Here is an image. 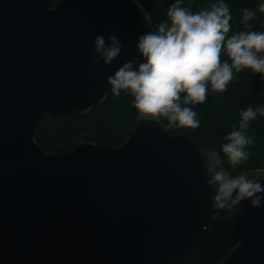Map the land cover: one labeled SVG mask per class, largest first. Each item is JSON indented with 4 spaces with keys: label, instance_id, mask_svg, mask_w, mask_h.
<instances>
[{
    "label": "water",
    "instance_id": "water-1",
    "mask_svg": "<svg viewBox=\"0 0 264 264\" xmlns=\"http://www.w3.org/2000/svg\"><path fill=\"white\" fill-rule=\"evenodd\" d=\"M50 2L0 0V264H264V205L214 206L216 150L137 112L119 147L49 154L35 142L44 114L102 103L153 30L137 0ZM112 33L120 54L93 63L95 36ZM241 172L264 183L263 169Z\"/></svg>",
    "mask_w": 264,
    "mask_h": 264
},
{
    "label": "clouds",
    "instance_id": "clouds-1",
    "mask_svg": "<svg viewBox=\"0 0 264 264\" xmlns=\"http://www.w3.org/2000/svg\"><path fill=\"white\" fill-rule=\"evenodd\" d=\"M137 3L140 6V0ZM181 3L182 0H173L167 8V19L138 36L136 48L142 62L134 67L136 60H127L107 77L113 95L120 96L127 90L134 98L133 106L139 117L157 122L166 118L165 130L198 128L200 121L193 106L205 102L209 87L217 92L226 90L234 73L249 68L260 73L264 80V31L252 30L248 24L254 12L245 9L242 16V23L249 30L229 36L232 14L226 0H218L199 11H191ZM259 9L264 12V0ZM94 44L93 63L102 58L105 65L115 60L123 47L114 33L107 43L103 34L96 35ZM222 49L228 59L221 60ZM181 93L185 95L181 97ZM239 116V126L227 133V142L221 145L231 166L248 160L246 146L252 144V138L246 129L257 116L264 117V107L249 106L241 109ZM206 171L208 183L215 185L216 208L233 212L246 199L254 208L264 205V183L259 178L249 177L246 172L231 175L211 162L207 163Z\"/></svg>",
    "mask_w": 264,
    "mask_h": 264
},
{
    "label": "trees",
    "instance_id": "trees-1",
    "mask_svg": "<svg viewBox=\"0 0 264 264\" xmlns=\"http://www.w3.org/2000/svg\"><path fill=\"white\" fill-rule=\"evenodd\" d=\"M61 0H51V7H55ZM146 8L153 27L167 19V8L173 0H140ZM218 0H182L181 6L191 11H199L208 8ZM262 0H226L232 19L229 23L232 28L227 35L240 30H249L242 23L245 9L255 13L248 21L252 30L264 31V12L259 5ZM221 60L228 59L226 53L221 50ZM230 62V61H229ZM181 97L185 93L180 94ZM133 97L121 92L115 96L110 89L106 99L96 104L86 114H76L70 117L52 118L47 114L38 122L34 130L35 142L49 154H59L70 151L82 143H93L103 146H121L132 131L137 110L133 106ZM264 107V80L260 73H253L251 69L244 68L233 75L226 90L213 91L209 87L206 92V100L203 104L193 107L200 121L198 128L182 127L169 128L171 134H183L196 144L207 149L216 150L221 157V165L231 175H237L241 171L251 169L264 170V117L257 116L249 122L246 133L252 138V144L246 146L249 158L243 164L231 166L221 145L226 141L227 133L239 126L241 109L247 107ZM165 126L167 119L162 118Z\"/></svg>",
    "mask_w": 264,
    "mask_h": 264
}]
</instances>
